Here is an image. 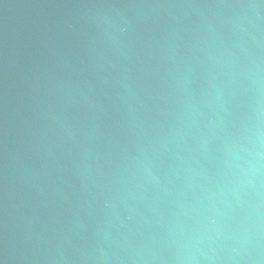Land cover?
<instances>
[{
    "label": "water",
    "instance_id": "1",
    "mask_svg": "<svg viewBox=\"0 0 264 264\" xmlns=\"http://www.w3.org/2000/svg\"><path fill=\"white\" fill-rule=\"evenodd\" d=\"M0 264H264V0H0Z\"/></svg>",
    "mask_w": 264,
    "mask_h": 264
}]
</instances>
